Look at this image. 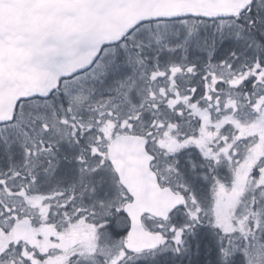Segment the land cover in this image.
<instances>
[{
  "label": "snow or ice",
  "instance_id": "1",
  "mask_svg": "<svg viewBox=\"0 0 264 264\" xmlns=\"http://www.w3.org/2000/svg\"><path fill=\"white\" fill-rule=\"evenodd\" d=\"M0 264H264V0H0Z\"/></svg>",
  "mask_w": 264,
  "mask_h": 264
}]
</instances>
